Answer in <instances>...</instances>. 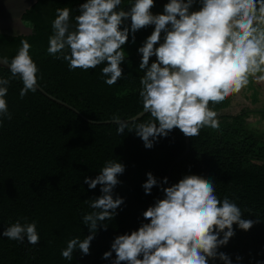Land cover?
Listing matches in <instances>:
<instances>
[{"label": "trees", "instance_id": "obj_1", "mask_svg": "<svg viewBox=\"0 0 264 264\" xmlns=\"http://www.w3.org/2000/svg\"><path fill=\"white\" fill-rule=\"evenodd\" d=\"M83 2L36 0L22 15L32 25L31 34H0V56L10 62L21 48V41L26 40L40 70L38 75L42 76L38 86L46 93L91 121L130 118L142 110L139 91L144 70L139 68L138 48L150 35V26L136 31L134 42L133 34H129L122 46L127 54L121 64L124 78L109 86L101 72L103 65L87 71L69 70L66 61L47 53L56 9L69 7L74 25ZM131 2L124 0L123 10L127 11ZM125 26H130V19L121 25ZM152 61L150 57L149 63ZM8 76L9 70L0 67V77ZM22 87L18 77L12 80L6 96L12 119L0 124V233L27 217L28 222L36 221L40 242L31 245L26 239L19 242L0 235V264H112L115 253L109 259H104L103 253L111 250L113 239L147 223L143 212L163 197L159 186L145 194L142 184L146 173L151 172L158 185L162 184L169 164L183 152L184 135L173 129L167 137L158 138L152 148H145L134 131L125 130L119 135L115 123H87L38 91L21 99ZM229 103L230 96L219 104L209 103L217 113L220 130L205 127L198 136L188 138V151L171 167L169 183L189 174L213 179L220 199L227 196L241 208L243 218L256 221L247 231L234 224V236L218 251L226 253L232 264H264V136L246 127V110L219 113ZM149 119L143 114L135 120L141 123ZM114 159L125 166L113 190L114 197L119 195L124 203L107 222V229H98L90 253L84 255L77 249L73 259L67 261L61 250L69 239H83L89 234L81 217L92 211L88 199L101 195L100 186L89 189L84 178H95L105 162ZM237 256L242 259L237 261ZM208 264L223 262L217 258Z\"/></svg>", "mask_w": 264, "mask_h": 264}, {"label": "clouds", "instance_id": "obj_2", "mask_svg": "<svg viewBox=\"0 0 264 264\" xmlns=\"http://www.w3.org/2000/svg\"><path fill=\"white\" fill-rule=\"evenodd\" d=\"M124 0H85L79 5V14L72 23L69 7L57 8L52 20L47 53L66 61L69 70L101 68L105 83L112 86L124 78L121 64L126 61L122 46L129 34L153 25V31L141 47L139 68V96L142 114L147 122L113 117L116 131H134L145 148H152L160 137H167L179 129L185 137L194 138L202 128L220 130L217 113L209 103L219 104L228 96L247 86L249 75L264 71V0H168L162 13L153 14L154 0H132L127 11L121 7ZM257 3L260 4L259 16ZM130 19V26L121 25ZM164 33L161 42V33ZM21 48L10 62V76L0 77V124L11 120L6 96L13 79L22 81L19 96L36 92L39 68L32 60L31 45L21 41ZM155 56L156 60L150 61ZM106 62V63H105ZM139 118V117H138ZM137 118V119H138ZM125 166L118 160H109L95 178L85 177L89 189L100 186L101 195L88 199L91 212L81 217L89 234L81 239L75 236L67 241L61 256L73 259L75 250L88 255L91 241L99 228L107 229L117 209L124 203L113 190L120 183L118 176ZM142 184L145 194L154 186L161 187L163 197L149 206L136 230L117 235L111 250L103 253L112 264H208L219 259L232 264L231 258L219 247L227 245L234 236L235 224L241 230H250L256 221L243 218L241 208L227 196L220 199L215 193L213 179L189 174L178 182L162 184L151 172ZM21 220L24 222L22 223ZM222 234V235H221ZM9 240L31 245L40 242L36 221L22 217L0 233ZM241 260L240 256L236 257Z\"/></svg>", "mask_w": 264, "mask_h": 264}, {"label": "rangeland", "instance_id": "obj_3", "mask_svg": "<svg viewBox=\"0 0 264 264\" xmlns=\"http://www.w3.org/2000/svg\"><path fill=\"white\" fill-rule=\"evenodd\" d=\"M168 0H154V7L151 9L153 14L162 13L164 5ZM199 0L193 5V8H199ZM259 8L257 15L259 16ZM258 22L254 21V26H258ZM150 26V31H153L154 26ZM264 28V26L262 27ZM150 32V34H151ZM164 33H161V42L163 41ZM138 54L142 55L138 52ZM156 60L155 56H152ZM248 84L241 89L240 92L230 95V103L227 108L219 113L234 114L240 110H246V118L244 123L246 127L254 132L261 133L264 136V71H258L254 75H249Z\"/></svg>", "mask_w": 264, "mask_h": 264}, {"label": "water", "instance_id": "obj_4", "mask_svg": "<svg viewBox=\"0 0 264 264\" xmlns=\"http://www.w3.org/2000/svg\"><path fill=\"white\" fill-rule=\"evenodd\" d=\"M36 0H0V34L6 36H19V35H29L31 34L32 25L22 19V15L24 12L29 9ZM259 27H263L264 24H259ZM5 60L0 56V67L9 70V66L4 62ZM37 91L46 97L47 99L55 102L56 104L69 109L73 113H75L78 117H80L83 121L91 124H107V123H114L113 120H106V121H91L87 118L83 117L79 114L73 107L64 103L63 101L51 96L50 94L46 93L43 89L37 86ZM142 110L137 114L133 115L130 118L124 120H133L140 118L142 116ZM188 151V137L184 136V149L183 152L174 159L168 166L166 171V178H167V186H170L169 183V172L171 167L177 163Z\"/></svg>", "mask_w": 264, "mask_h": 264}]
</instances>
